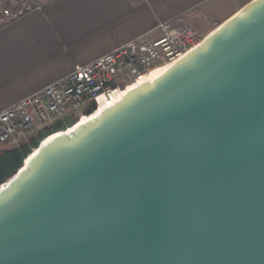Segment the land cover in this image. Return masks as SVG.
Listing matches in <instances>:
<instances>
[{"label": "water", "instance_id": "1", "mask_svg": "<svg viewBox=\"0 0 264 264\" xmlns=\"http://www.w3.org/2000/svg\"><path fill=\"white\" fill-rule=\"evenodd\" d=\"M78 121L0 153V264H264V0Z\"/></svg>", "mask_w": 264, "mask_h": 264}, {"label": "crops", "instance_id": "2", "mask_svg": "<svg viewBox=\"0 0 264 264\" xmlns=\"http://www.w3.org/2000/svg\"><path fill=\"white\" fill-rule=\"evenodd\" d=\"M252 0H48L0 27V111L160 22L209 32Z\"/></svg>", "mask_w": 264, "mask_h": 264}, {"label": "built area", "instance_id": "3", "mask_svg": "<svg viewBox=\"0 0 264 264\" xmlns=\"http://www.w3.org/2000/svg\"><path fill=\"white\" fill-rule=\"evenodd\" d=\"M47 1L0 0V27ZM157 31V36L142 33L88 64L76 65L64 78L1 110L0 145L21 146L68 115L80 119L92 103L103 110L115 105L128 87L143 84L148 74L175 64L209 35L173 20L160 22Z\"/></svg>", "mask_w": 264, "mask_h": 264}, {"label": "bare ground", "instance_id": "4", "mask_svg": "<svg viewBox=\"0 0 264 264\" xmlns=\"http://www.w3.org/2000/svg\"><path fill=\"white\" fill-rule=\"evenodd\" d=\"M164 69H165V68L156 69V70L153 71L152 73L148 74L147 77H145L144 80H145V81H149V82H153V81L156 80V78L159 76V73H160L162 70H164ZM145 81H143V82H145ZM132 87H134V86H130V87L127 88V91L125 92V95L130 91V89H131ZM102 111H103V108H100V109H95V110H94L91 114H89V115L84 114L83 116L79 117L80 119H79V121H78V122H79L78 124H85L86 122H88V120H90V119L95 118L96 116H98ZM75 128H76V126L73 127V128H70V129L66 130V132H67V133H68V132H72V130H74ZM62 134H65V132L61 131V132H59V133H57V134H54V135H52L51 137H49V138L47 139V141H48V140H51L52 138H56V137H58V136H61ZM5 185H7V184H3V186H0V191H1L3 188H5V187H4Z\"/></svg>", "mask_w": 264, "mask_h": 264}, {"label": "rangeland", "instance_id": "5", "mask_svg": "<svg viewBox=\"0 0 264 264\" xmlns=\"http://www.w3.org/2000/svg\"><path fill=\"white\" fill-rule=\"evenodd\" d=\"M215 29H216V28H215ZM213 30H214V29H213ZM213 30H211V31H213ZM211 31H209V32H208V31H207V32H204V34H208V33H210ZM84 109H85V108H82L80 111H84ZM5 149H7V148H4L3 145L1 144V145H0V153H2Z\"/></svg>", "mask_w": 264, "mask_h": 264}]
</instances>
